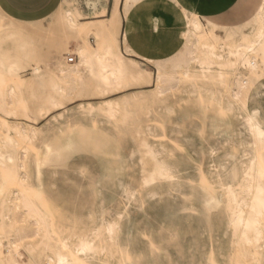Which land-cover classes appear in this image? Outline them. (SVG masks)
<instances>
[{
	"label": "rangeland",
	"instance_id": "rangeland-1",
	"mask_svg": "<svg viewBox=\"0 0 264 264\" xmlns=\"http://www.w3.org/2000/svg\"><path fill=\"white\" fill-rule=\"evenodd\" d=\"M106 2L64 0L62 16L43 29L10 20L0 11V73L4 81L25 83L28 116L34 118L35 111L49 108L46 99L55 76L66 95L81 101L65 113L61 125L48 131L37 128V121L26 119L15 105L8 107L14 111L10 115L0 109V119L10 128L23 129L7 132L0 123V152L15 158L4 168L0 164V169L18 168L15 182L0 172V214L1 200L9 197L4 224L13 240L0 248V264H53L46 256L54 247L65 252L62 241L75 258L89 264H238L241 244L228 223L227 189L230 185L238 189L241 170L255 156H264V140H257L250 128L233 118L232 110L238 112L253 97L259 102L257 85L264 81V67L259 46L245 52L255 61V72L243 63L241 54L230 52L255 39L257 32L264 34L258 8L237 16L239 23L218 24L214 21L225 7L215 6L211 14L194 15L199 29L182 37L175 52L168 46L154 50V58L140 53L133 58L134 49L122 51L130 49L129 37L144 30L140 1L133 4L130 22L121 28L127 33L125 44L120 29L117 36L126 62L125 88L101 96L89 73L66 79L58 69L79 61L70 40L73 31L64 23L65 11L78 25L91 26L106 19L99 15ZM153 10L169 14L166 0ZM88 42L96 45L93 37ZM166 52L171 55H162ZM70 57L73 63L67 62ZM34 67L42 69L36 79ZM50 148L53 153L64 149L90 156L89 178L81 177L75 166L54 168ZM156 163L163 164L171 178L155 177L148 184L144 180ZM50 179L59 182L52 184ZM23 195L37 207L36 215L23 205ZM113 224L119 228L110 234L107 227ZM13 231L22 236L20 240ZM80 239L93 242L95 252L75 254ZM262 250L264 246L260 248L264 264Z\"/></svg>",
	"mask_w": 264,
	"mask_h": 264
},
{
	"label": "bare ground",
	"instance_id": "bare-ground-1",
	"mask_svg": "<svg viewBox=\"0 0 264 264\" xmlns=\"http://www.w3.org/2000/svg\"><path fill=\"white\" fill-rule=\"evenodd\" d=\"M124 1H125V3L123 4L124 11L125 13H127V11L130 10L129 8H132L131 6H133V4L139 2L140 0H124ZM118 3L119 0H114L112 12L108 18L102 20H96L95 21L96 23L91 26L78 25L76 21L72 18L69 11H65L64 23L67 28H70L73 31L71 32L73 34L70 40H73L74 42V48L76 49V54L79 58V61L73 65L62 64L61 68L58 69L59 74L63 76V78L69 79L71 78L72 74L74 75L80 72L89 73L90 76L94 79V83L97 85L95 88L97 93H99L101 96H108L113 94L114 92L116 93L120 92L125 88V85H123L124 84L123 78L126 74V67H125L126 62H125V57L120 53L119 41L117 39L118 31H119ZM258 13H260L262 16L261 10L259 8H258ZM99 15L100 16L105 15V10L101 9ZM193 21H195V23ZM199 27L200 24L196 20V17L194 15H191V18L188 19L187 23L185 24V34H182V37L186 39L187 34L189 32L194 33L199 29ZM262 27L264 28V19H263ZM262 34L263 32L259 31L255 34V39H251V40L249 39L245 43L238 44L233 51L230 50L231 51L230 54L233 56H238L241 54V56H239L240 59H243V63L245 65H248L247 67H250L252 72H255V70L257 69L254 63L255 61L252 62L251 60H249L246 57L245 52L246 51L249 52L252 50L254 51V48L259 46L257 52L259 53L260 56L261 67L262 66L264 67V39L261 38ZM91 37L95 38L96 40V45L94 46L89 45L88 40ZM126 39H127V35L125 33L122 36V43L125 44ZM66 41H65V49H69V45H70L69 41L68 40ZM210 54L213 53L210 52ZM59 66L60 64L58 65V67ZM33 70L38 71L40 70V68L36 67ZM161 77L162 75L158 73L157 80H160ZM2 79H3L2 74L0 73L1 111L6 115L13 114L14 111L9 110L8 107L15 105V109H19L24 112L23 114L26 115L25 116L26 119L31 120L32 123H35L36 120L28 116L29 114L28 107L24 98L21 95L22 81H20V79L14 81H12L11 79L10 81L7 80L4 81ZM65 91H66L65 88H62V96L64 97L66 95ZM58 104L59 102L56 103L53 106V108L57 107ZM35 112L37 113V111ZM1 121L2 120L0 119V123L3 124L2 126L5 128L7 132L9 131V129H12L10 128L8 123L5 122V120H3L2 122ZM256 128L258 130L260 129V127L257 124H256ZM12 130L18 133L23 132V129L18 126L13 128ZM250 131L253 134L251 129ZM253 135L257 140H261L258 133ZM5 139H6L5 144L9 145L11 139L8 136V134L6 135ZM142 145H144L145 148L148 146L146 144H142ZM144 153L146 155L149 154V156L151 157L153 155V152L150 149H148L147 151L148 154L146 153V151ZM0 159H1L0 164L2 165L3 168L5 167L6 163L12 164L15 161L14 156L9 152H0ZM152 163H154V160ZM157 164H159L160 168L164 170V173L167 176H169V172L164 167V165L161 163H156V165H154L155 168L153 169L151 174H149L148 177H146L147 174L145 176L146 178L144 181L148 182V184L149 181H152L155 177H160L161 173H160V169L157 167ZM17 169H18L17 167L7 170L0 169L1 176L10 178L14 182L18 181ZM241 173H242V177L238 189H235L231 185L227 189V195H228L227 209L229 211L228 223L234 231L233 236L235 234V236L238 238V243L241 244L238 264H263V258H262V253L260 252V248L264 246V214H261L258 198L260 192L264 190V156L263 155L255 156L249 162V164L243 170H241ZM236 176H237L236 172L233 171L232 177L236 178ZM169 178L171 177L169 176ZM1 190L2 189H0V191ZM22 198H23V205L28 209V211L31 214L36 215L38 209L30 200V198L26 195H23ZM7 201H10L9 197H7L6 200H1V205L3 207L1 208V214H0V248L2 247L4 242L6 243V247H9L11 245V242L13 241L10 239V236L7 233L9 231H6V227L4 224V218L8 215V214H4V210L6 209L5 205L7 204ZM109 227L110 226L107 227V230L109 229ZM13 232L16 233V237L18 238V240H20L22 236L18 235L16 231ZM82 240L86 241V243L89 245L88 248L85 249L81 247ZM61 245H62L61 246L62 249L65 252L54 247L51 254L49 253V255L46 256V259L49 262H53V264H61V261L63 260L65 261V264H89L88 262H85L83 259H79V257L75 258L73 253L71 251H68L69 250L68 245L65 241H62ZM95 249L96 246L93 244V242H90L86 239H80L74 249V252L77 255L87 256L95 252ZM30 264L33 263L30 262Z\"/></svg>",
	"mask_w": 264,
	"mask_h": 264
},
{
	"label": "snow or ice",
	"instance_id": "snow-or-ice-1",
	"mask_svg": "<svg viewBox=\"0 0 264 264\" xmlns=\"http://www.w3.org/2000/svg\"><path fill=\"white\" fill-rule=\"evenodd\" d=\"M193 0H166V6L169 9L168 15H163L158 11L153 10L154 7H159L160 0H140L137 8L141 10V21L144 26L142 32H138L136 36L129 37L130 49L122 48V51H131L133 58L137 53L143 56L155 57L156 49L171 46V52L176 49L183 42L182 34H185V24L191 18V14L196 11L191 7ZM10 6L18 9V12H10ZM65 5L61 0H0V10L4 13L11 14L14 19L22 22H30L36 29H43L48 26L51 20H56L62 16ZM249 8H259L264 19V0H231V7L224 8L223 15L220 19L214 21L218 24L239 23L235 18L237 16L243 17L244 12ZM246 19V17H244ZM195 23V21H193ZM175 26L174 31H169V27ZM264 39V34L261 36ZM151 49L153 51H148ZM171 52L162 53V55H171ZM247 86V81H245ZM259 92V102L255 97L251 102L237 110L233 108L232 117L238 119L241 125L245 128H250L253 134H259L261 140H264V81L257 85ZM240 97H237L239 100ZM81 103L75 96L71 94L65 95L57 107H49L35 113L34 119L37 121L36 127L43 128L45 131L55 129L65 119V113L70 109H75ZM245 117L247 120L245 122ZM257 122H260V129L256 128ZM49 154L54 156L52 166L56 169L59 168H72L75 166L81 177L88 179L89 170L93 167V161L90 156L81 152L79 155L61 149L55 153L49 149ZM160 178H169L160 165ZM51 174H49L50 177ZM155 175V174H154ZM104 179H110L104 177ZM58 180H51L50 183L56 184ZM261 214H264V190L259 194L258 198ZM119 228L118 224H113L109 227V233H114ZM82 248H88L89 245L86 241H81ZM155 251V249H154ZM65 264V261H61ZM149 264V262H144ZM182 264V262H178Z\"/></svg>",
	"mask_w": 264,
	"mask_h": 264
},
{
	"label": "crops",
	"instance_id": "crops-1",
	"mask_svg": "<svg viewBox=\"0 0 264 264\" xmlns=\"http://www.w3.org/2000/svg\"><path fill=\"white\" fill-rule=\"evenodd\" d=\"M63 1L64 0H61L62 4H63ZM124 3H125L124 0H119V3H118L119 29H120V35L121 36H123V33H121V28H122L124 22L129 23L130 19H131V16H130L131 8H129L130 10L127 11L128 14L125 13L124 5H123ZM137 3H135V4H137ZM113 5H114V0H107L106 4L104 3L101 7V9L105 10V15L100 16V18H103V17L108 18L111 15ZM222 5L225 8L226 7L230 8L231 7V0H193L191 7L193 9H195L196 11H194L191 15H195V14H199V13L200 14H211V13H213V11H216L215 6H222ZM133 6H131V7H133ZM0 11L10 20L20 21V20L14 19L11 14L4 13L3 10H0ZM10 12H18V9L10 6ZM126 35H127V33H126ZM7 68L10 71L12 67L9 65V66H7ZM33 69H35V67ZM41 71H42L41 68L38 71L33 70V79H36L40 75ZM55 77H56V79L54 80L52 92L50 93V95L47 96V99H46L47 103L49 104V107L50 106L53 107L56 103H58L62 100V84H61L59 76H55ZM21 87H22L21 88V90H22L21 95L23 97V91L25 89V83L22 82Z\"/></svg>",
	"mask_w": 264,
	"mask_h": 264
},
{
	"label": "built area",
	"instance_id": "built-area-1",
	"mask_svg": "<svg viewBox=\"0 0 264 264\" xmlns=\"http://www.w3.org/2000/svg\"><path fill=\"white\" fill-rule=\"evenodd\" d=\"M67 62L68 63H73L74 62V58L73 57L68 58Z\"/></svg>",
	"mask_w": 264,
	"mask_h": 264
}]
</instances>
